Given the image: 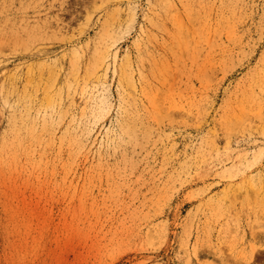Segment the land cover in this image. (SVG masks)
Segmentation results:
<instances>
[{"label": "rangeland", "instance_id": "rangeland-1", "mask_svg": "<svg viewBox=\"0 0 264 264\" xmlns=\"http://www.w3.org/2000/svg\"><path fill=\"white\" fill-rule=\"evenodd\" d=\"M0 264H264V0H0Z\"/></svg>", "mask_w": 264, "mask_h": 264}, {"label": "bare ground", "instance_id": "bare-ground-1", "mask_svg": "<svg viewBox=\"0 0 264 264\" xmlns=\"http://www.w3.org/2000/svg\"><path fill=\"white\" fill-rule=\"evenodd\" d=\"M107 112V111H106ZM10 158V157H9ZM2 159V158H1ZM3 160V159H2ZM2 163V162H1Z\"/></svg>", "mask_w": 264, "mask_h": 264}]
</instances>
